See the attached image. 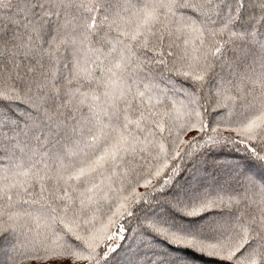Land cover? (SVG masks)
Masks as SVG:
<instances>
[{
	"label": "snow or ice",
	"instance_id": "snow-or-ice-1",
	"mask_svg": "<svg viewBox=\"0 0 264 264\" xmlns=\"http://www.w3.org/2000/svg\"><path fill=\"white\" fill-rule=\"evenodd\" d=\"M0 264H264V0H0Z\"/></svg>",
	"mask_w": 264,
	"mask_h": 264
}]
</instances>
